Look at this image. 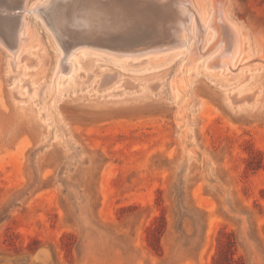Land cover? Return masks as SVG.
<instances>
[{
	"label": "rangeland",
	"instance_id": "rangeland-1",
	"mask_svg": "<svg viewBox=\"0 0 264 264\" xmlns=\"http://www.w3.org/2000/svg\"><path fill=\"white\" fill-rule=\"evenodd\" d=\"M0 264H264V0H0Z\"/></svg>",
	"mask_w": 264,
	"mask_h": 264
},
{
	"label": "bare ground",
	"instance_id": "bare-ground-1",
	"mask_svg": "<svg viewBox=\"0 0 264 264\" xmlns=\"http://www.w3.org/2000/svg\"><path fill=\"white\" fill-rule=\"evenodd\" d=\"M149 5V4H148ZM180 9H182L183 12H189L192 14L193 18H197V12H195L192 8L188 9L187 7H183V6H179ZM178 8V9H179ZM26 10V9H25ZM151 11V10H150ZM102 12V11H101ZM152 12V11H151ZM85 13V12H84ZM107 13V12H106ZM97 14V13H96ZM100 14V13H99ZM224 14V13H223ZM221 14V12L217 11V20L216 23L213 24V28L215 30V34H214V39L212 42V46H211V50L215 49V48H219V53L215 55V57L212 59V63L214 64L216 62V58H218L219 56L223 55L224 51L225 53L228 52V55H224V57H222V61L226 64H229L231 62V60H233L235 58V54L237 53L238 50V35L237 32L234 28V26L232 25V23H230L227 18L225 17V15ZM157 15V14H156ZM189 15V14H188ZM109 16V14H108ZM162 17V16H161ZM105 19V18H104ZM139 20V19H138ZM161 19H159V21L157 20V23L160 22ZM170 20V19H169ZM182 21V20H178ZM140 23V22H139ZM119 24V23H118ZM160 24V23H159ZM180 24V22H179ZM182 24V23H181ZM131 25V24H130ZM158 25V24H157ZM4 26V25H3ZM160 26V25H158ZM207 26V25H206ZM206 26H204L201 22H197V32L196 34H198V37H196L195 39V44L194 46H190L188 49L189 54V61L191 62L190 64L202 59L203 55L205 53H202L200 50V46L202 44H204L205 42V32H206ZM210 26V25H209ZM119 27V26H118ZM173 27V26H172ZM175 27V26H174ZM169 28V27H168ZM74 29V28H73ZM136 29V28H135ZM148 29V28H147ZM15 30V29H14ZM181 30V32L183 31L182 29H179V31ZM119 31V30H118ZM138 31V30H137ZM170 32L175 36V39L172 40V43L174 45H181V43H185L188 44V38H180V35L177 34V32L174 29H171ZM183 33V32H182ZM189 33V32H188ZM127 34V33H126ZM31 35V34H30ZM172 36V35H171ZM185 36V35H184ZM191 37V36H190ZM137 38V37H136ZM135 38V39H136ZM18 40V39H17ZM169 42V41H167ZM15 43V42H14ZM190 43V42H189ZM19 44V43H18ZM122 44V43H121ZM142 44V43H141ZM144 44V43H143ZM159 44V43H157ZM170 43H168L167 45H169ZM171 44V45H173ZM164 45V44H163ZM185 45L183 47H185ZM154 46H159V45H154ZM161 46V45H160ZM189 46V45H188ZM171 47V46H168ZM179 47V46H178ZM209 47V46H208ZM19 48V47H18ZM22 48V47H21ZM97 49V48H96ZM207 50V49H206ZM22 51V49H21ZM160 51V50H159ZM131 53V52H130ZM122 54V53H121ZM127 54V53H126ZM234 56V58H233ZM223 63V64H224ZM193 65V64H192ZM225 65V64H224ZM72 66V65H71ZM195 66V64H194ZM226 66V65H225ZM214 67V66H213ZM67 69V68H66ZM182 77V76H181ZM183 84V83H182ZM184 85V84H183ZM185 87V85H184Z\"/></svg>",
	"mask_w": 264,
	"mask_h": 264
}]
</instances>
